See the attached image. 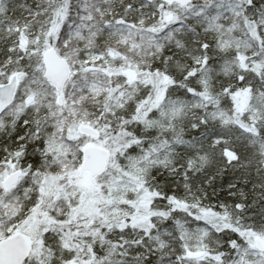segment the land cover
Instances as JSON below:
<instances>
[{"label": "snow or ice", "instance_id": "6c2138e0", "mask_svg": "<svg viewBox=\"0 0 264 264\" xmlns=\"http://www.w3.org/2000/svg\"><path fill=\"white\" fill-rule=\"evenodd\" d=\"M0 264H264V0H0Z\"/></svg>", "mask_w": 264, "mask_h": 264}]
</instances>
